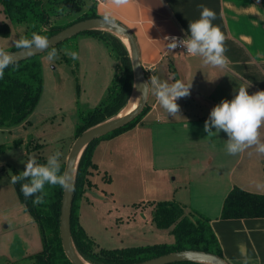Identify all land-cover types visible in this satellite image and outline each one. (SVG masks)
I'll return each instance as SVG.
<instances>
[{"label": "crops", "instance_id": "crops-1", "mask_svg": "<svg viewBox=\"0 0 264 264\" xmlns=\"http://www.w3.org/2000/svg\"><path fill=\"white\" fill-rule=\"evenodd\" d=\"M201 4L216 13L213 24L225 35L228 64L224 68L205 66L200 57L167 46L165 38L169 35H190L189 23L200 18L198 5ZM96 8L98 14L111 12L127 26L136 39L140 63L150 77L156 75L169 83L177 79L192 83L190 95L177 100L180 106L177 116H169L154 93H149L141 119L121 134L108 138L120 136L116 151L137 162L141 183L149 186V192L144 195L149 198L144 202L174 199L195 206L210 217L230 264H243L240 245L250 257V264H264V216L219 217L223 198L233 186L238 184L251 192H264L257 187L258 183L264 184V155L257 154L255 148L229 155L225 149L226 133L221 131L208 137L204 131L211 110L225 99L232 100L240 86L248 87L250 95L264 91L261 0H129L120 7L109 0H96ZM260 131L264 141V128ZM22 146L25 147L24 142ZM97 146L98 143L92 159L98 169L101 164L94 157ZM6 165L0 164L3 171L0 176L7 174ZM126 170L121 166V172ZM88 176L92 187H96L94 194L98 191L105 196L92 180V173ZM6 181L3 178L0 184ZM150 207L152 210V204ZM7 212L10 214L0 216V261L3 260L2 264L23 262L30 252L43 249L37 241L40 229L21 201L18 209ZM141 214L147 215L144 210Z\"/></svg>", "mask_w": 264, "mask_h": 264}, {"label": "rangeland", "instance_id": "rangeland-1", "mask_svg": "<svg viewBox=\"0 0 264 264\" xmlns=\"http://www.w3.org/2000/svg\"><path fill=\"white\" fill-rule=\"evenodd\" d=\"M1 22H7L10 30L6 36L0 35V50L10 49L20 37L28 36L29 27L32 25L5 17L0 8ZM108 31L110 33L95 32L93 33L95 35L82 32L69 37L59 46L54 47L58 53V58L54 61L45 59L47 52L40 54L43 75L42 95L30 112L27 122L8 128L0 127V144H9L14 139H22V143L28 146H33L36 142L43 145L42 149L39 147L29 150L27 155L22 144L12 145L0 151V164H7L4 168L7 174L0 176V181L3 178L4 181L7 180L0 184V216L10 214L7 211L11 212L19 208L18 192L11 183V176L16 174L13 168L20 174L26 169L21 161L26 163L29 157H33L38 163L44 164L47 157L56 151L62 153L60 162H65L76 138L75 127L80 121L81 114L98 105L105 95L114 76V70L120 63L119 58H115L114 54L120 55L122 51L115 37L116 34ZM110 47L115 50L114 54L110 51ZM68 51L77 52L79 59L72 60L65 54ZM147 78L150 80L149 73ZM119 140L120 136L112 140L106 137L99 140L96 147L94 157L100 161L101 167L100 169L92 167V180L97 183L99 191L106 193L105 196L98 191L94 194L96 187H92L93 182L90 179V185L87 186L80 200L79 221L93 239L90 255L99 261L97 263L88 261L91 264L105 263L99 253L100 247H125L174 241V235L170 231L172 226L160 228L150 219V202L153 200L144 202V199L149 198L144 196L149 192V186L142 185V175L137 162L132 157L129 158L116 151ZM119 165L126 167L127 170L121 172ZM2 172L0 170V173ZM187 207L199 210L193 205L187 204ZM142 209L146 216H142ZM38 228L40 229V226ZM50 235L47 228L46 239L49 246L46 251L38 254L30 252V256L25 257L23 262L12 264L40 262L70 264L65 261L54 243V246L49 244ZM40 237H37V241L42 249ZM15 246L16 249L20 247L17 243ZM28 248L31 251L29 245ZM2 263L3 260L0 261V264Z\"/></svg>", "mask_w": 264, "mask_h": 264}, {"label": "trees", "instance_id": "trees-1", "mask_svg": "<svg viewBox=\"0 0 264 264\" xmlns=\"http://www.w3.org/2000/svg\"><path fill=\"white\" fill-rule=\"evenodd\" d=\"M264 6V0H261ZM0 8L5 17L30 25L31 33L36 32L43 36L54 34L64 27L88 17L105 16L98 14L96 0H0ZM87 6V8H84ZM75 14V15H74ZM114 20L118 21L114 18ZM119 22V21H118ZM7 22L0 23V35L9 34ZM110 33L103 28H87L74 34L82 32L95 35L97 32ZM113 35V34H112ZM71 36V37H72ZM119 46L122 47L121 54H114L119 58L120 63L114 70V76L106 89L102 100L92 109L81 114L80 121L75 127L76 136L85 129L100 124L103 121L114 117L125 107L126 102L132 94L135 77L132 72L131 57L127 46L116 36ZM69 38V37H68ZM66 38V39H68ZM65 39V40H66ZM121 39V40H120ZM64 41V40H63ZM62 41V42H63ZM62 42L52 46L57 47ZM10 49H18L13 45ZM43 53V52H42ZM40 54H34L25 59H14L8 68L4 70L3 78H0V127L13 126L28 121L30 112L37 105L43 89L42 63ZM147 75V72L144 70ZM147 103L141 108V112L109 132L98 136L85 145L77 164V172L74 180V192L70 216V235L77 250L84 259L97 263L91 255L93 239L86 233L79 221L80 200L90 185L88 175L96 163L92 156L95 145L99 140L121 134L128 128L133 127L142 117L147 108ZM22 144V139H14L12 143L0 144V151L12 145ZM43 143L36 142L33 146L25 144L26 151L42 147ZM41 149V148H40ZM264 164V161H263ZM61 172H64V162H60ZM15 175H19L18 170ZM264 170V165H263ZM28 181L22 180L14 184L17 189L20 201L31 213L34 220L40 226L43 249L46 251L49 246L46 239V231L50 232L49 244L54 245L61 251L65 261L73 264L66 257L60 239V212L64 189L59 185H45L43 203H34L35 196L25 198L20 191L21 185ZM40 195V194H37ZM219 217H257L264 216V192H251L240 185L233 186L225 195L222 201ZM151 220L158 227H170L174 235L173 242H158L144 245H127L125 247H100L99 253L104 258L103 264H131L144 261V259L160 256L163 253L191 248L206 250L225 259L220 241L212 228L210 217L195 208L187 207L174 199H162L151 201ZM53 245V246H54ZM37 253V254H38ZM227 260V259H226ZM228 261V260H227ZM229 262V261H228ZM39 264H45L40 262ZM164 264H210L203 260L182 259V261L168 262Z\"/></svg>", "mask_w": 264, "mask_h": 264}, {"label": "clouds", "instance_id": "clouds-1", "mask_svg": "<svg viewBox=\"0 0 264 264\" xmlns=\"http://www.w3.org/2000/svg\"><path fill=\"white\" fill-rule=\"evenodd\" d=\"M109 2L120 7L128 4L129 0H109ZM200 18L189 23V33L187 38L166 37L170 40L167 46L170 50H175L178 46L186 49V53L192 57H200L203 65L224 68L228 64L225 55V35L213 24L216 13L201 4ZM105 21L114 20L111 12L105 13ZM15 46L30 54L37 51L47 52L45 57L48 61L58 58V53L50 45L46 36L36 32L31 33L30 38L20 37L15 41ZM51 49V50H49ZM72 60L79 59L75 51L65 53ZM14 58L0 50V78L4 76V70L9 67ZM191 84H186L182 80H175L173 83L161 81L158 76L151 75L150 80L145 83L144 91L154 93L158 104L165 112L175 117L180 112L177 100L190 95ZM215 128V132L212 129ZM264 128V91H257L249 94L248 87L240 86L237 94L232 100H223L210 112L208 120L205 121L204 131L208 137L219 134L221 131L227 134L225 143L226 152L229 155H237L245 152L249 148H255L257 154L264 155V141L261 140V129ZM62 153L56 151L47 157L44 164L38 163L33 157H29L25 164L26 169L19 175L11 176V183L16 184L25 180L27 183L21 185L20 191L25 198L35 196L34 203H43L45 185L57 186L70 190L72 185L67 173L61 172L60 157ZM258 188L264 189V184H257ZM40 194V195H37ZM243 264H250L248 257L240 245Z\"/></svg>", "mask_w": 264, "mask_h": 264}, {"label": "water", "instance_id": "water-1", "mask_svg": "<svg viewBox=\"0 0 264 264\" xmlns=\"http://www.w3.org/2000/svg\"><path fill=\"white\" fill-rule=\"evenodd\" d=\"M101 25L108 26L112 29H116L118 31H122L128 37L129 45L126 44L130 57H131V65L132 72H134L135 82L134 87L132 89V94L134 93L135 87H142V95L140 98L139 104L133 109V111L126 114H118L114 117H111L100 124L91 126L84 130L81 134L76 136L73 141L70 151L67 155L66 161L64 162V172L67 173L70 179V183L72 185L70 190H65L63 193L62 204H61V212L59 219L60 226V239L61 245L63 246L64 253L67 258L73 264H86L81 261V259L77 256L76 252L79 253L75 244L73 243L72 237L70 235V216L72 209V200H73V192H74V180L77 172V164L79 158L81 157L83 151L85 150V145L91 141L92 139L103 135L106 132L111 131L117 127L122 126L125 122L136 116L141 112V108L147 103L149 92L144 91V85L148 82V78L146 73L144 72V68L142 67L139 59L138 47L136 43V39L134 35L130 32L125 24L121 21L111 20L105 21L104 16L100 17H88L81 19L75 23H72L62 30L47 36L50 41V45L54 46L68 37H71L74 34L81 32L87 28H98L100 29ZM102 28V27H101ZM104 29V28H103ZM108 30V29H107ZM117 35V34H116ZM4 53L9 54L14 59H25L34 54L42 53L41 51H37L36 53L30 54L29 52L22 51L21 49H7L2 50ZM131 94V95H132ZM131 97V96H130ZM129 97V99H130ZM128 99V101H129ZM128 101L126 103H128ZM126 105V104H125ZM76 251V252H75ZM80 254V253H79ZM81 255V254H80ZM82 256V255H81ZM182 259H193V260H203L210 264H230L226 259L217 255L216 253L206 251V250H197L191 248H183L178 251H171L167 253H163V255L155 256L151 258L144 259V261L131 263V264H164L168 262L174 261H182Z\"/></svg>", "mask_w": 264, "mask_h": 264}, {"label": "bare ground", "instance_id": "bare-ground-1", "mask_svg": "<svg viewBox=\"0 0 264 264\" xmlns=\"http://www.w3.org/2000/svg\"><path fill=\"white\" fill-rule=\"evenodd\" d=\"M98 27H100V28L102 27V28H105V29H108V30L112 31L114 34H117V36L121 37V39L123 40L124 43H127V45H129L128 37L122 31H118L116 29H112V28H110L108 26H105V25H101V26H98ZM136 88L137 89L134 88L135 91H134L133 95H131L127 105L121 110V112H119L121 115L133 111V109L139 104L140 98H141V95H142L143 91H142V87L141 86L140 87L137 86ZM76 254L81 259V261H83V263L91 264L86 259H84L78 252H76Z\"/></svg>", "mask_w": 264, "mask_h": 264}, {"label": "built area", "instance_id": "built-area-1", "mask_svg": "<svg viewBox=\"0 0 264 264\" xmlns=\"http://www.w3.org/2000/svg\"><path fill=\"white\" fill-rule=\"evenodd\" d=\"M169 37H177L179 39H185V38H187L186 36L182 35L181 33H176V34H173V35H169ZM168 43H171V41L168 40ZM175 51H180V52L186 53V49L183 48V47H179V46L175 49Z\"/></svg>", "mask_w": 264, "mask_h": 264}]
</instances>
